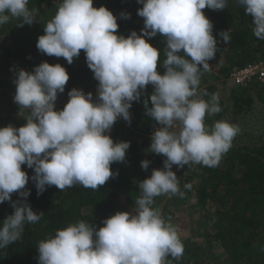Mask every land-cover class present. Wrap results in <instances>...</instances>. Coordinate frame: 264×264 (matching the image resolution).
<instances>
[{"label":"clouds","instance_id":"9594fccd","mask_svg":"<svg viewBox=\"0 0 264 264\" xmlns=\"http://www.w3.org/2000/svg\"><path fill=\"white\" fill-rule=\"evenodd\" d=\"M137 2L143 5L137 13L144 18L141 35L134 30L127 38L117 35V17L104 6L94 7L93 0H62L44 27L45 34L38 38L39 51L63 57L68 64L85 50L87 65L98 81L96 101L91 92L73 88L63 109L55 110L57 95L65 91L69 80L59 63L42 62L32 72L20 69L16 73L14 101L31 112L23 126L0 128V203L10 201L14 208L0 227V249L20 238L25 223H36L43 215L27 202L29 176L21 166L34 169L31 179L38 196L46 186L63 190L75 184L92 189L104 185L118 175L111 164L123 162L130 147V142L114 143L105 133L118 117L131 123L132 102L139 101L151 84L152 106L148 107V100L143 103L159 127L148 151L166 159L162 169H153L149 178L139 182L142 195L136 201V214L116 212L99 229L79 221L57 230L39 243V264H170L169 255L179 258L183 254L177 229L152 207L153 198L179 193L173 165L216 166L239 131L226 121L207 126L206 114L221 110L218 97L213 94L206 101L197 96L201 69L209 70L208 61L218 50L213 25L202 9L222 10L227 0ZM238 2L253 17L254 35L264 39V0ZM28 3L0 0V25L10 17L17 18L20 27L31 25L37 10L29 9ZM129 16L121 13L122 18ZM157 33L166 37L163 74L157 70L160 53L145 38ZM219 36L228 43L227 31ZM149 164L141 161L142 169L147 170ZM14 192L25 199L12 201Z\"/></svg>","mask_w":264,"mask_h":264},{"label":"trees","instance_id":"16d2710c","mask_svg":"<svg viewBox=\"0 0 264 264\" xmlns=\"http://www.w3.org/2000/svg\"><path fill=\"white\" fill-rule=\"evenodd\" d=\"M61 4L62 0H29L27 7L37 10L36 20L31 25L24 24L20 27V21L15 17H10L16 19L14 23L8 21L9 24L0 25V34L15 29L9 40L0 43V85H7L8 91L13 87L16 89L14 80L20 69L32 72L42 62L52 65L59 63L65 67L69 80L65 91L57 95V111L63 109L59 102L70 99L68 92L73 88L81 89L85 94L91 92L93 101L97 100L98 89V81L87 65L85 50H80L72 64H68L63 57L50 56L47 61L38 58V38L45 34L44 27L54 18ZM93 6H104L117 17V35L127 38L133 30L141 35L144 18L137 13L143 6L137 0H93ZM202 12L213 25L212 34L217 39L218 48L214 58L208 61L209 70L201 69L197 96L207 101L218 92L214 84H209L210 80H227L234 70L264 60V39L254 35L253 17L246 14L245 6L238 0H227V6L222 10L205 7ZM121 13H128L130 16L122 18ZM222 31L228 32V43L219 36ZM15 32L18 33L16 37ZM145 38L158 49L160 56L157 70L163 74L166 37L157 33ZM179 54L184 55L183 52ZM211 65L217 71H213ZM5 78L8 80H3ZM153 92L154 88L149 84L142 91L140 100L132 102L129 109L130 124L118 117L112 128L105 133L111 136L114 143L130 142V147L123 162H113L110 166L118 175L110 177L97 189L75 184L60 190L52 185L46 186V190L38 196L35 182L31 179L35 174L34 169L28 168L26 164L21 166L29 176L25 186L26 190H30L27 202L34 212H43V215L36 223H25L20 238L0 249V264H39V243L54 236L57 230L79 221L99 229L104 226L103 221L116 212L136 214V201L142 195L139 182L149 178L153 169H162L166 159L148 151L151 145L150 132L157 123L146 113L143 101L148 100L150 108ZM253 92L264 102V83L252 82L244 87L234 85L230 88L226 101L218 99L221 110L213 115L206 114L205 124L210 126L212 121L222 120L228 114V108L236 117L248 114L254 103ZM9 109L8 114L0 118V128L8 125L17 128L23 126L31 112V109L21 108L16 104ZM18 110L22 113L16 114ZM143 160L150 161L147 170L141 167ZM196 166L190 178H197L198 184L193 191L186 188L188 194L182 196L195 197L196 203L192 207L193 214L198 218L194 220L198 238L181 241L183 254L179 258L169 255L166 259L170 264H215L211 262L208 250L217 248L221 252L220 259L226 264H264V142L255 147L232 146L222 154L216 166L197 163ZM185 182L188 183L189 180ZM164 197V194L154 197L152 207L159 209L162 217L169 222L167 208L162 207ZM24 199L16 192L11 194L12 201ZM182 206L186 207L184 203ZM210 207L213 209H209ZM13 212L10 201L0 203V227Z\"/></svg>","mask_w":264,"mask_h":264},{"label":"rangeland","instance_id":"374dc122","mask_svg":"<svg viewBox=\"0 0 264 264\" xmlns=\"http://www.w3.org/2000/svg\"><path fill=\"white\" fill-rule=\"evenodd\" d=\"M138 4L142 5L140 3ZM9 21L14 23L16 19L12 18L9 19ZM7 23L9 24V22ZM15 27L18 28L16 25ZM13 30L15 29L0 34L1 44L2 42H5L11 38ZM17 34L18 33L15 32L14 37H16ZM42 56H45V58L42 59ZM49 57L50 56H48L47 54L38 51V58H41V60L47 61ZM211 69L213 71H217L213 65H211ZM12 78H14V76ZM3 80H8V78H5ZM209 84L212 85L214 84L217 87L218 92L216 96L218 97V99L223 101H226L227 97L229 96L230 88L234 86L230 78L227 80L223 78L219 80L212 79L210 80ZM15 90H16L15 87H13L8 91L7 85L6 86L0 85V118L8 114V110H10L9 107L11 105L13 106L15 104L18 105L14 101V94L16 92ZM251 94L254 99V103L252 106V110L248 114H245L242 117H236L235 114L231 113L230 108H228L229 109L228 114H226L222 120H219V121L229 122L230 124L236 126L239 129L236 136L232 140L231 147L232 146L255 147V146H260L262 142H264V102L258 99L254 92ZM67 102L68 100L59 102V105L64 107ZM21 113L22 111L18 110L16 114H21ZM215 122L217 121L216 120L212 121V124L209 127L213 126ZM196 167H197L196 163H189V165H184L182 168H178L176 165H173L172 170L176 173L179 179V193L164 194L165 197L162 202V207L167 208V212H168L167 218H169V222L177 229L178 236L181 241L198 238V234L194 229L195 226L194 220L198 218L193 214V207H192L196 203L195 197L193 195H188V197H183L182 195H180V193H183L185 195L188 194V190L186 188H190L193 191L195 185L197 186L198 184L197 178L193 180L190 178V176H192L193 174V170L196 169ZM185 180H189V182L186 183ZM186 185L188 187H186ZM182 203H184L186 207H183ZM209 209H213V208L210 207ZM206 247H208V243L206 244ZM208 251L211 262L215 264H226L224 263L223 259H220L219 256L221 255V252L217 248L209 249Z\"/></svg>","mask_w":264,"mask_h":264},{"label":"built area","instance_id":"2783aa9c","mask_svg":"<svg viewBox=\"0 0 264 264\" xmlns=\"http://www.w3.org/2000/svg\"><path fill=\"white\" fill-rule=\"evenodd\" d=\"M230 80L235 86L239 87L248 86L252 82L264 83V61L249 64L242 69L234 70L230 75ZM157 127H159L158 124L151 130L150 138Z\"/></svg>","mask_w":264,"mask_h":264}]
</instances>
